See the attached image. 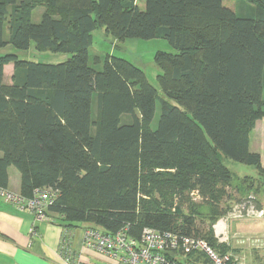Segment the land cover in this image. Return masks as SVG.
Here are the masks:
<instances>
[{"label":"trees","instance_id":"16d2710c","mask_svg":"<svg viewBox=\"0 0 264 264\" xmlns=\"http://www.w3.org/2000/svg\"><path fill=\"white\" fill-rule=\"evenodd\" d=\"M244 1L237 13L223 0H143V8L137 0H0V48L33 43L68 54L59 63L0 55V187L13 166L21 195L57 191L45 214L66 228L128 224L136 237L145 226L202 237L195 203L185 213L175 201L192 191L211 208L224 199L231 174L222 155L260 163L249 134L264 117V0ZM99 28L117 40L169 42L174 52L153 56L161 97L123 57L89 62Z\"/></svg>","mask_w":264,"mask_h":264},{"label":"rangeland","instance_id":"374dc122","mask_svg":"<svg viewBox=\"0 0 264 264\" xmlns=\"http://www.w3.org/2000/svg\"><path fill=\"white\" fill-rule=\"evenodd\" d=\"M243 2V4H242ZM244 0H223V4L235 12H241L244 8ZM143 0H137V6L143 8ZM40 7L32 12V19L37 18ZM93 42L89 47V62L94 63L96 56L103 57L106 54H113L123 57L141 68L147 80L156 88L161 97V89L158 84L157 74L159 68L153 60L156 51L174 52L175 49L163 38L138 39L125 38L117 40L107 35L101 28L92 33ZM13 53L21 59L32 60L42 63H59L66 60L68 54L52 52L49 50L38 51L33 43L28 49H17L11 44H6L0 48V55ZM98 65V64H97ZM11 64L4 66V81L8 83L11 78ZM264 97V89L262 93ZM159 103L156 104V110L152 121L154 127L159 116ZM250 150L260 155L259 167L237 162L229 157L222 155V163L229 170L231 180L226 188L227 196L220 202H217L214 208L208 204H203L201 199L196 201L190 194L187 200H177L175 203L185 213H189L191 202L195 203L193 213L195 217L196 228L199 236L205 237V240L214 239L213 245L221 253H229L231 264H264V216L256 217L254 215H244L245 211L233 212L232 217L226 222L227 239L220 242V237H215L213 228L217 221L225 216L235 205L240 204L245 199L251 198L249 205L252 206L249 211L254 214H260L255 209H261L264 215V117L258 119L249 134ZM1 153V151H0ZM170 198V197H169ZM256 207V208H255ZM240 210V209H239ZM239 215H244L238 217ZM82 227V223L78 224ZM223 227V226H222ZM221 227V228H222ZM220 228V226H219ZM220 228V229H221Z\"/></svg>","mask_w":264,"mask_h":264},{"label":"built area","instance_id":"2783aa9c","mask_svg":"<svg viewBox=\"0 0 264 264\" xmlns=\"http://www.w3.org/2000/svg\"><path fill=\"white\" fill-rule=\"evenodd\" d=\"M191 197L198 201L200 195L197 191L190 193ZM57 191L49 188H36L31 196L26 197L19 192L0 187V198L12 204L17 210L30 214L36 221L57 220L45 214L47 207L54 201ZM251 198L245 199L235 205L225 216L213 225L215 237H220V242L227 239L226 222L232 217L233 212L245 211L244 215L263 217L261 209L258 214L253 212L249 205ZM240 209V210H239ZM239 215L238 217L244 216ZM219 223H223L222 230H218ZM63 238L60 245V253L65 264L78 262V254L70 246L69 235L71 229L62 226ZM82 243L87 248H92L111 258L112 264H231L230 254L221 253L202 237L184 235L170 230H158L145 226L139 236L129 233V225L121 227L116 232H107L97 227H85L82 235Z\"/></svg>","mask_w":264,"mask_h":264},{"label":"crops","instance_id":"0c3cea01","mask_svg":"<svg viewBox=\"0 0 264 264\" xmlns=\"http://www.w3.org/2000/svg\"><path fill=\"white\" fill-rule=\"evenodd\" d=\"M41 11H38L35 21L40 18ZM19 188L20 173L9 166L7 189L19 192ZM80 223L70 228L69 235V244L78 254L75 264H112L111 258L83 245V230L88 225L82 223L79 227ZM62 238L59 222L36 221L30 214L17 210L0 198V264H65L59 250Z\"/></svg>","mask_w":264,"mask_h":264},{"label":"bare ground","instance_id":"6f19581e","mask_svg":"<svg viewBox=\"0 0 264 264\" xmlns=\"http://www.w3.org/2000/svg\"><path fill=\"white\" fill-rule=\"evenodd\" d=\"M219 226H220V228H221L222 226L224 227L223 223H219L218 226H217V229H218V230H222V229H223V227L220 229Z\"/></svg>","mask_w":264,"mask_h":264}]
</instances>
